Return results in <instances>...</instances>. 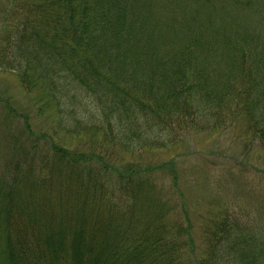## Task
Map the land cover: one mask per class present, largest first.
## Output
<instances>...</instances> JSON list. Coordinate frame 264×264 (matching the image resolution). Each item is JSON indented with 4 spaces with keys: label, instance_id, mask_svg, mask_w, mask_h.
<instances>
[{
    "label": "trees",
    "instance_id": "obj_1",
    "mask_svg": "<svg viewBox=\"0 0 264 264\" xmlns=\"http://www.w3.org/2000/svg\"><path fill=\"white\" fill-rule=\"evenodd\" d=\"M257 3L0 0V73L86 142L8 143L0 264H264V228L214 201L198 237L175 163L136 156L200 135L264 155V33L239 22Z\"/></svg>",
    "mask_w": 264,
    "mask_h": 264
},
{
    "label": "rangeland",
    "instance_id": "obj_2",
    "mask_svg": "<svg viewBox=\"0 0 264 264\" xmlns=\"http://www.w3.org/2000/svg\"><path fill=\"white\" fill-rule=\"evenodd\" d=\"M239 22L263 35L264 0H258L252 9H247ZM9 101L18 115L7 114ZM27 123L32 128L33 142L27 139ZM15 142L63 143L75 150H80V143H86L70 135L55 134L32 106L31 97L23 90L17 77L11 73H0V175L5 170L8 143ZM87 143V146L91 144ZM260 154L258 144L233 140L229 135L212 140L200 135L188 136L177 148L142 150L136 156L144 163H175L178 190L185 196L186 206L191 210L193 232L199 237L206 217L218 209L212 203L214 201L242 223L258 227V235H261L264 228V155ZM159 181L164 193L174 191L170 175L159 177Z\"/></svg>",
    "mask_w": 264,
    "mask_h": 264
}]
</instances>
